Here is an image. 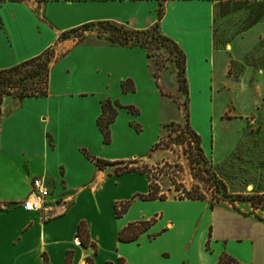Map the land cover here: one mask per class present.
<instances>
[{
	"label": "crops",
	"instance_id": "0c3cea01",
	"mask_svg": "<svg viewBox=\"0 0 264 264\" xmlns=\"http://www.w3.org/2000/svg\"><path fill=\"white\" fill-rule=\"evenodd\" d=\"M213 11L214 0H0V68L54 49L47 93L1 103L0 264H44V255L48 264H215L223 252L264 264V220L251 212L206 198H139L145 175L96 166L91 157L140 158L158 141L164 90L140 45L58 40L86 22L142 30L158 20L184 52L188 94L207 95ZM106 100L116 111L108 142L97 122ZM35 177L50 190L40 212L21 204ZM119 202L127 205L116 215ZM140 221H149L144 230L119 238Z\"/></svg>",
	"mask_w": 264,
	"mask_h": 264
},
{
	"label": "rangeland",
	"instance_id": "374dc122",
	"mask_svg": "<svg viewBox=\"0 0 264 264\" xmlns=\"http://www.w3.org/2000/svg\"><path fill=\"white\" fill-rule=\"evenodd\" d=\"M107 33L90 26L67 39L108 42ZM148 40L140 44L165 94L158 137L163 143L128 166L164 170L153 184L165 196L203 195L214 206L242 208L264 220L262 204L253 207L239 197L264 193V0H214L215 87L207 95L194 90L186 100L176 80L178 54L168 43ZM186 117L201 137V164L194 161L195 145L178 135Z\"/></svg>",
	"mask_w": 264,
	"mask_h": 264
},
{
	"label": "trees",
	"instance_id": "16d2710c",
	"mask_svg": "<svg viewBox=\"0 0 264 264\" xmlns=\"http://www.w3.org/2000/svg\"><path fill=\"white\" fill-rule=\"evenodd\" d=\"M162 14V9H158V16ZM258 19V15L251 20L250 23H254ZM90 26H97L101 28V30H105L108 33L104 36L105 40L110 43H116L120 45H140V42L154 41L161 43H168L171 47L170 49H174L178 54L179 59H173L176 66V80L178 83V88L182 89L186 100L188 99V83L187 78L185 76V55L179 45L164 35L159 28V21L157 20L150 27L142 30L132 29L123 24H118L112 21H91L86 22L76 27L70 28L68 30L63 31L59 36L58 40H62L68 38L70 34L75 33L77 30L85 29ZM139 42V44H138ZM146 55L150 56L149 52H146ZM54 58V49L53 47H48L38 55L25 59L21 62H18L12 66L6 68H0V113H1V103L5 96L12 97H25L32 95H44L47 93V82H48V73L50 64ZM153 76L156 78V73H153ZM116 114L115 108L109 101L102 102V112L97 119L100 130L103 133V138L105 142L109 141L110 131L108 128L109 123L113 120ZM169 125H172L169 124ZM168 125V126H169ZM165 126V125H164ZM181 127V126H180ZM179 136L182 137V141H186L187 144L195 145L196 153L195 162L203 163L206 161V157L201 148V137L195 132L189 125V120L185 118V125L179 128ZM161 138L156 141L149 149V151L154 150L160 144H162ZM92 161L99 168H105L107 166L115 165V172L118 174L125 172H137L146 176L148 180V192L146 194H138L139 198L143 199H155V198H165L164 193H160L158 191V185L153 184V178L157 177L160 174H164V170L158 167H150L148 165L144 166H128L129 163L135 162L134 160L127 161H109L102 158L91 157ZM124 164L123 166H120ZM153 168H156V172L153 171ZM170 173V172H167ZM188 197V198H204L203 195H197L196 197H192L189 195L179 196ZM241 200H248L253 207H256L258 204H262V209H264V193L263 194H251V195H242L239 196ZM126 202L116 203L114 206V210L116 215H120L126 209ZM212 207L213 204L210 203ZM262 219L260 217H257ZM149 221H140L138 223H130L126 227H124L119 232L120 239H132L134 238L140 231L144 230ZM76 236L79 237L80 242L83 245L88 244L87 236L83 227V223L78 225V230ZM44 264H48L47 258L44 255ZM91 263V261H90ZM215 264H247L242 263L236 260L231 255L223 252L219 255L218 260Z\"/></svg>",
	"mask_w": 264,
	"mask_h": 264
},
{
	"label": "built area",
	"instance_id": "2783aa9c",
	"mask_svg": "<svg viewBox=\"0 0 264 264\" xmlns=\"http://www.w3.org/2000/svg\"><path fill=\"white\" fill-rule=\"evenodd\" d=\"M50 190L41 177H35L31 182V190L29 194L23 199L22 206L26 211L40 212L47 210V202ZM65 207L64 204H62Z\"/></svg>",
	"mask_w": 264,
	"mask_h": 264
}]
</instances>
